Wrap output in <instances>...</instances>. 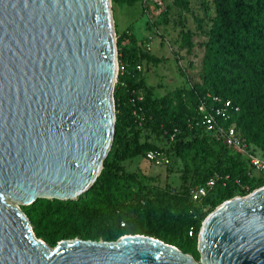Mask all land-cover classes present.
<instances>
[{
    "label": "water",
    "instance_id": "obj_1",
    "mask_svg": "<svg viewBox=\"0 0 264 264\" xmlns=\"http://www.w3.org/2000/svg\"><path fill=\"white\" fill-rule=\"evenodd\" d=\"M110 5L0 0V264H195L144 235L49 248L6 202L75 201L99 176L115 122ZM196 250L201 264H264V186L209 213Z\"/></svg>",
    "mask_w": 264,
    "mask_h": 264
},
{
    "label": "trees",
    "instance_id": "obj_2",
    "mask_svg": "<svg viewBox=\"0 0 264 264\" xmlns=\"http://www.w3.org/2000/svg\"><path fill=\"white\" fill-rule=\"evenodd\" d=\"M146 1L110 0L127 8ZM173 1L185 7L184 2ZM212 4L214 16L203 46L199 83L172 95L156 97L144 85L136 67L141 68L143 60L155 63L157 59L138 51L127 30L118 35L114 136L109 153L97 179L75 201L40 199L26 206L37 238L53 247L73 238L108 241L144 235L180 247L184 253L195 252L200 224L217 205L264 186V178L250 176L238 154L204 133L196 111L206 95L230 102L238 108L230 123L254 152L264 156V0H212ZM124 41L128 49L122 47ZM181 43L190 49L189 32L182 34ZM137 96L141 100L131 103ZM157 150H163L169 160L165 169L174 165V158L185 168L188 160L196 169L209 171L178 191H167L143 186L134 173H125L120 166L121 161L144 159L146 152ZM213 175L220 180L200 201H191L189 190ZM173 215L182 222L186 244L160 234L168 218L173 223Z\"/></svg>",
    "mask_w": 264,
    "mask_h": 264
},
{
    "label": "rangeland",
    "instance_id": "obj_3",
    "mask_svg": "<svg viewBox=\"0 0 264 264\" xmlns=\"http://www.w3.org/2000/svg\"><path fill=\"white\" fill-rule=\"evenodd\" d=\"M179 1L185 3L184 8L176 5L173 0H147L144 4H136L132 8L116 6L112 3L110 5L115 37L116 61V39L120 33L127 30L128 35L133 37L138 51L146 52L157 59L155 63L143 60L139 73V79L143 81L146 87L152 89L156 97L172 95L178 89L199 83L198 75L201 69L203 46L207 40V33L214 16L213 4L212 0ZM185 32L190 33V49L184 48L181 43L182 34ZM122 47L128 49V41L122 42ZM261 159L264 160V156ZM172 161H175L174 165L165 169L163 167H155L139 156L121 161L120 166L125 173H134L143 186H152L156 189L167 191H178L181 187L192 183L196 177H200L203 173H208L209 171L207 167L196 169L194 164L188 160L186 162L188 168H185L182 161L174 158H172ZM10 204L24 215L33 232V226L26 215L27 207L15 205L12 202ZM175 218L176 215H173L172 224H169L168 218L167 223L160 230V234L163 237L175 238V241L180 245L186 244L187 240L182 232V222L175 221ZM119 238L108 241L101 238L95 241H83L115 243ZM37 239L43 241L40 238ZM73 239L80 240V238ZM47 246L49 248L54 247ZM175 248L181 253L190 256L195 264H201L199 262V252L196 250L197 243L195 252L184 253L180 247Z\"/></svg>",
    "mask_w": 264,
    "mask_h": 264
},
{
    "label": "built area",
    "instance_id": "obj_4",
    "mask_svg": "<svg viewBox=\"0 0 264 264\" xmlns=\"http://www.w3.org/2000/svg\"><path fill=\"white\" fill-rule=\"evenodd\" d=\"M136 69L140 70L139 67H136ZM117 72L118 65L116 74ZM140 100L141 97L137 96L136 98L132 97L130 102L135 103V101ZM196 111L200 120V125L203 127V131L206 135L220 142L225 148L238 154L247 164L248 174H250V176L264 178V160L246 144L235 129L234 123H230L231 117L238 111L237 107L232 106L228 101H222L220 98L206 95L199 100ZM131 114L134 117L137 116V109H133ZM171 140L172 137L169 138V141ZM144 160L155 167H166L169 164V160L163 150L146 152L144 154ZM219 180L220 177L213 175L203 185L190 189L188 194L191 201H200Z\"/></svg>",
    "mask_w": 264,
    "mask_h": 264
},
{
    "label": "bare ground",
    "instance_id": "obj_5",
    "mask_svg": "<svg viewBox=\"0 0 264 264\" xmlns=\"http://www.w3.org/2000/svg\"><path fill=\"white\" fill-rule=\"evenodd\" d=\"M111 81H113L112 79H111ZM6 202H9L10 203V201L9 200H7ZM13 203V202H12ZM39 240V239H38Z\"/></svg>",
    "mask_w": 264,
    "mask_h": 264
}]
</instances>
